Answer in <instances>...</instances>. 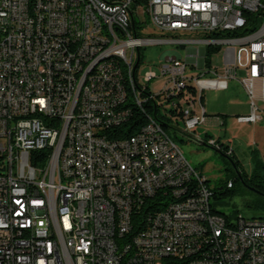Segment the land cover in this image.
Here are the masks:
<instances>
[{
  "label": "built area",
  "instance_id": "1",
  "mask_svg": "<svg viewBox=\"0 0 264 264\" xmlns=\"http://www.w3.org/2000/svg\"><path fill=\"white\" fill-rule=\"evenodd\" d=\"M141 14L166 38H145ZM163 42L202 46L203 71L169 51L142 80L141 47ZM222 45L223 68L206 66L207 46ZM230 80L250 104L236 121L263 120L264 0H0V264H264V218L215 211L208 179L161 122L114 132L150 102L193 135L209 119L204 91Z\"/></svg>",
  "mask_w": 264,
  "mask_h": 264
},
{
  "label": "rangeland",
  "instance_id": "2",
  "mask_svg": "<svg viewBox=\"0 0 264 264\" xmlns=\"http://www.w3.org/2000/svg\"><path fill=\"white\" fill-rule=\"evenodd\" d=\"M141 21H144L145 38H166L165 34L158 33L151 35L149 30H153V26L147 20L146 16L141 14ZM139 18L137 17V20ZM227 45H222L220 50L212 56V66L218 69L223 68V55ZM178 51L183 53L184 50L177 44L163 42L160 44H146L141 47V63L139 73L143 80V74L148 71H156L160 74L162 63L165 61L164 55L169 51ZM194 72H202V68H195ZM207 77H213L212 74H207ZM243 76L242 72L239 77ZM166 84L164 76L154 78L149 82L150 90L159 92ZM244 86L237 80H230L228 89L209 88L204 91V104L206 111L210 116L226 115L228 122L226 125H200L193 133V136L200 135V139L206 137V133L218 138L221 142H225L229 147L234 148V156L241 162L245 171L250 173L253 169L252 151L258 149L261 157L264 158V119L257 123H238L237 115H246L250 112V105L245 110L240 103H244L245 99L249 101ZM231 99V100H230ZM236 104L232 112L225 110H216L215 106L226 107L229 103ZM260 105L264 107V102L260 101ZM214 111V112H213ZM170 136L176 141L180 150L189 162L206 176L212 188L217 187L221 182L224 183L232 176V171L229 169L233 166L231 160L224 154L216 150L203 146L201 140L190 138L184 133L186 131L185 121L181 118H173L167 121ZM191 133V132H189ZM203 141V140H202ZM208 143V142H207ZM212 146V145H211ZM214 147V146H213ZM231 155V154H228ZM230 162V163H229ZM238 194L232 200H217L214 197L211 202L215 209L233 217L242 214L247 219L264 217V195L250 189L248 186L237 185ZM259 205V206H257Z\"/></svg>",
  "mask_w": 264,
  "mask_h": 264
},
{
  "label": "trees",
  "instance_id": "3",
  "mask_svg": "<svg viewBox=\"0 0 264 264\" xmlns=\"http://www.w3.org/2000/svg\"><path fill=\"white\" fill-rule=\"evenodd\" d=\"M136 1L137 3H145V4L147 3V0H136ZM136 26H137V22L135 21V28ZM248 31L249 28L244 27L241 30H237V31L214 32L213 34H211V36L230 37V36L242 35L247 33ZM219 50L220 47L207 46L205 52L206 66L210 67L212 65V56L214 53L218 52ZM145 107L148 108L146 112L136 110L132 118L127 123L118 127L116 131H114L115 135L119 137H130L138 133L145 125H147L152 117L154 119H157L159 122H161L167 133H169L168 132L169 125L167 123L168 119L164 118L161 114H159V111L150 102L146 103ZM187 135L190 138H195L191 134H187ZM207 137H211V135L209 133H206V137L203 140L204 142H207ZM219 141L221 142V140ZM220 146H221L220 150L224 154L228 155L227 151L229 149V146L222 143ZM228 156L234 160L237 169L239 170V173L242 175V178L245 181V183L252 187L257 188L258 190L264 193V158L261 157L259 150L254 149L252 151L253 169L250 173H248L247 171H245V169L242 168V166L240 165L241 162L234 156V153ZM229 169L232 171V176L228 178L224 183L221 182L217 187L213 188V192H214L213 197L217 200H224V199L232 200L238 194L237 185L239 184L242 185L241 178L238 176L234 166H230ZM229 181L233 182L232 187L228 186ZM246 184L244 185L247 186ZM161 203L162 202H157V206ZM214 210L218 211L217 209ZM219 212L225 214L221 211Z\"/></svg>",
  "mask_w": 264,
  "mask_h": 264
},
{
  "label": "crops",
  "instance_id": "4",
  "mask_svg": "<svg viewBox=\"0 0 264 264\" xmlns=\"http://www.w3.org/2000/svg\"><path fill=\"white\" fill-rule=\"evenodd\" d=\"M185 37L191 39V34L186 35ZM179 47L184 50V56H183V53L175 51V50H172L171 53H172V55H173V57L175 59L183 60V61H185L187 63L188 70H189L190 74H191V67H192L193 70H196L195 68H197V67H199V68L203 67V63H204L203 57L196 56V54L204 55V50H203L202 46H200L199 44H191V42H189V43H185V44H179ZM256 85L259 86L260 83H257ZM247 102H249V101L246 98L244 103H240V105L243 106V108L245 110L248 109V103ZM211 106H215V108H217L216 110H225L227 112H232V110L234 109L236 104H233V102H232V103H229L226 107H221V106L220 107L219 106L216 107V104L212 103ZM228 119L229 118H227L226 115H224V116H222V115H220V116H210L209 115L208 122L205 125H210V126H213V125H226L227 122H228ZM198 136H200V135H198ZM211 137H213V136H211ZM207 138H210V137H207ZM214 138H216V137H214ZM198 139L201 140L200 138H197V140ZM201 142H202V140H201Z\"/></svg>",
  "mask_w": 264,
  "mask_h": 264
},
{
  "label": "bare ground",
  "instance_id": "5",
  "mask_svg": "<svg viewBox=\"0 0 264 264\" xmlns=\"http://www.w3.org/2000/svg\"><path fill=\"white\" fill-rule=\"evenodd\" d=\"M91 10H99V3H91ZM120 68L123 71H126L125 77V88H127L128 93L131 94V98L139 97V90H136V73L135 69H130V55H123V59H120ZM155 124V119L152 117L147 125ZM197 202H205L204 194H196ZM162 202L157 207L162 208V210H169V203L166 201H157Z\"/></svg>",
  "mask_w": 264,
  "mask_h": 264
},
{
  "label": "water",
  "instance_id": "6",
  "mask_svg": "<svg viewBox=\"0 0 264 264\" xmlns=\"http://www.w3.org/2000/svg\"><path fill=\"white\" fill-rule=\"evenodd\" d=\"M201 144H202L203 146L210 147V148L216 150L217 152H220V153L224 154L219 148H217V147H213V146L209 145L207 142L202 141ZM224 155L227 156V157L231 160V162H232L234 168L236 169V172H237L238 176L241 178L242 183H243V184H246L245 181H244L243 178H242V175L239 173V170L237 169V166H236L234 160L231 159L228 155H226V154H224ZM246 185H247L250 189H252V190H254V191H256V192H258V193L264 195V193L261 192L260 190H258L257 188L252 187V186H250V185H248V184H246Z\"/></svg>",
  "mask_w": 264,
  "mask_h": 264
}]
</instances>
